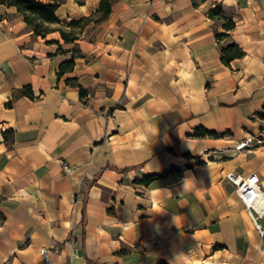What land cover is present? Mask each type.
I'll use <instances>...</instances> for the list:
<instances>
[{"label": "crops", "instance_id": "1", "mask_svg": "<svg viewBox=\"0 0 264 264\" xmlns=\"http://www.w3.org/2000/svg\"><path fill=\"white\" fill-rule=\"evenodd\" d=\"M77 1L60 25L99 8ZM228 173L264 190V0H114L67 44L0 5V264H264Z\"/></svg>", "mask_w": 264, "mask_h": 264}, {"label": "trees", "instance_id": "2", "mask_svg": "<svg viewBox=\"0 0 264 264\" xmlns=\"http://www.w3.org/2000/svg\"><path fill=\"white\" fill-rule=\"evenodd\" d=\"M63 0H0V5L14 7L16 11L22 15L25 24L32 30L35 36L45 37L46 34L58 31L64 43H74L78 39V35L83 28L90 24H98L108 17L110 14L111 3L114 0H99V8L95 14L83 17L78 21H71L67 26L60 25V21L55 15L56 9L61 5ZM83 0H78L81 3ZM208 17L214 21H220L222 29L226 32L231 31L235 23L232 15H229L221 5H216L208 12ZM216 40L220 44L225 40V44L220 45L221 61L228 65L233 59L240 58L243 55L242 50L230 40L228 34H216ZM61 51V49H59ZM71 58L62 62L59 65L57 76L60 77L64 73L72 70L74 66V59L78 56V50L73 48L71 50ZM69 83V81H66ZM80 96L84 95L83 89L78 86ZM17 95H25L32 97L30 87H25L19 91H15L13 97ZM197 136H214L217 134L209 133L201 129ZM149 176L140 180L144 185H149L154 180L165 176Z\"/></svg>", "mask_w": 264, "mask_h": 264}, {"label": "built area", "instance_id": "3", "mask_svg": "<svg viewBox=\"0 0 264 264\" xmlns=\"http://www.w3.org/2000/svg\"><path fill=\"white\" fill-rule=\"evenodd\" d=\"M66 173L70 172V168L66 163L62 164ZM226 180L234 187V192L240 202L243 204L246 214L252 222L260 236H264V227L259 223V219L264 217V190H262L259 178L256 174L249 176H239L228 173ZM40 262H47L49 253L46 248L39 251Z\"/></svg>", "mask_w": 264, "mask_h": 264}]
</instances>
